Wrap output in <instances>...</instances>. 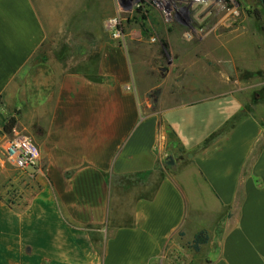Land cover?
<instances>
[{
    "label": "crops",
    "instance_id": "crops-1",
    "mask_svg": "<svg viewBox=\"0 0 264 264\" xmlns=\"http://www.w3.org/2000/svg\"><path fill=\"white\" fill-rule=\"evenodd\" d=\"M112 8L0 0V114H16L42 169L24 209L0 199V264H173L202 229V264H264V119L233 120L244 105L229 80L243 38L108 36L94 81L89 59L78 68L62 45L94 43ZM127 209L129 222L114 216ZM90 233L109 236L104 256Z\"/></svg>",
    "mask_w": 264,
    "mask_h": 264
},
{
    "label": "rangeland",
    "instance_id": "rangeland-1",
    "mask_svg": "<svg viewBox=\"0 0 264 264\" xmlns=\"http://www.w3.org/2000/svg\"><path fill=\"white\" fill-rule=\"evenodd\" d=\"M115 1L116 3L117 1L119 2V0ZM257 2L259 0H207L204 3H195L190 0L187 5L188 12L185 17L181 20L174 19L171 21H166L157 10L151 7L147 8L146 12H143L132 10L127 6L122 10L121 14L124 18L127 35L137 29L141 31L142 35L150 39L151 37H162V32L165 33L166 31H172L178 28L184 35L191 32L193 36H241L243 40L239 48L244 50L239 51L240 59H237L240 63L238 73L234 72L229 76V80L232 82L238 80L239 85H241V89L233 94L243 103L244 110L239 112L233 120L248 114L264 119V11L261 10ZM103 11V25L97 18L95 19V29L99 37L96 38V45L90 42L86 44L75 43L62 45V52L65 51L69 54L72 57V60H70L72 64H79V68L84 69L86 66L84 61L89 51H93L96 46L101 49L102 44L100 41L102 39L106 40L109 36L111 40H115L106 27V21L109 17L116 14V9L112 8L110 11H106L105 9ZM255 11L259 13V18ZM143 14L147 15L146 19L143 18ZM142 24H145V27ZM82 31L83 29L80 28L79 36L83 35ZM78 39L81 38L78 37ZM167 49L168 47H166ZM160 50L162 57L160 58V63L156 61L155 66H162L167 70L171 56L166 54L163 47ZM161 80L162 77L160 76L158 81ZM220 81L221 77L218 76V82L220 83ZM168 83L170 84L171 81ZM150 97L153 99L154 95L150 94ZM11 115L13 114H0V141H2L3 135L5 134L1 132L2 125L5 119ZM4 166L0 192L6 197H17L20 193H24L28 197L31 194V188L29 186L34 183V180L20 169H16L7 163ZM9 190H15L16 193L10 195L8 194ZM116 215L120 217L119 220L124 222H129L131 219L128 209L118 211L114 216L117 217ZM181 245L184 246V250L173 253L175 256L172 258L173 264H188L189 261L193 260L191 264H202L206 250L203 251L202 249L200 252H195L190 247L188 248L186 243L182 242ZM163 259L164 264H166L168 258L164 257Z\"/></svg>",
    "mask_w": 264,
    "mask_h": 264
},
{
    "label": "built area",
    "instance_id": "built-area-1",
    "mask_svg": "<svg viewBox=\"0 0 264 264\" xmlns=\"http://www.w3.org/2000/svg\"><path fill=\"white\" fill-rule=\"evenodd\" d=\"M190 0H119V11L109 17L106 21V27L111 33L113 39L124 42L127 34L125 31L124 18L122 10L129 7L132 10L146 12L151 7L157 10L166 21L174 19L181 20L188 12V2ZM207 0H191L195 3H204ZM192 37V33L186 34ZM151 40L156 41L155 37ZM41 152L38 144L28 134L22 132H13L4 134L0 141V160L13 166L16 169L25 171L30 177H36L42 172L40 167Z\"/></svg>",
    "mask_w": 264,
    "mask_h": 264
},
{
    "label": "trees",
    "instance_id": "trees-1",
    "mask_svg": "<svg viewBox=\"0 0 264 264\" xmlns=\"http://www.w3.org/2000/svg\"><path fill=\"white\" fill-rule=\"evenodd\" d=\"M258 5L261 7V10L264 11V4L262 3V0H259V2H257ZM258 18H259V13H257V11H255ZM144 19L147 18L146 14L142 15ZM143 27H145V24H142ZM96 38L93 44L97 43L96 42ZM163 45L165 47H167V42L165 40H162ZM91 43V42H90ZM96 45V44H95ZM100 57H101V50L98 48V46H96V48L93 51H89L88 55L86 56V58L89 59L90 61V66H88V68L93 67V70L89 73H85L84 75H86V77H88L91 80L94 81H101L102 77L99 75V71H98V67H99V61H100ZM65 59V58H64ZM79 68V67H78ZM87 67H84V69H86ZM82 69V68H80ZM73 72L78 71V69L72 68ZM0 103H1V98H0ZM18 119L16 117V114L11 115L10 117H8L7 119H5L3 125H2V131L3 133L6 134H12L14 132V129L17 125ZM30 177V176H29ZM31 179H35L34 177H30ZM2 181V179H1ZM1 181H0V185H1ZM36 185V183L34 182L33 184H30V188L32 190V193L26 197V195L24 193H20V195H17V197H6L5 195H3L0 192V199L6 201L11 207L15 208L16 210H21L24 209L28 203H29V198L36 192V188H34ZM6 186V185H3ZM15 194L16 191L15 190H9L8 194ZM106 193H108V188H106ZM66 219L73 225L80 227L81 225H78L74 222H72L71 220H69V218L66 216ZM107 237H103V236H98L94 233H90V239L92 244L94 245L95 249L102 255L104 256V243L105 240L108 238ZM209 233L206 229H202L200 231H198L192 241V243L190 244V246L193 248V250L195 252H200L202 249V246L204 244H206L209 241Z\"/></svg>",
    "mask_w": 264,
    "mask_h": 264
},
{
    "label": "water",
    "instance_id": "water-1",
    "mask_svg": "<svg viewBox=\"0 0 264 264\" xmlns=\"http://www.w3.org/2000/svg\"><path fill=\"white\" fill-rule=\"evenodd\" d=\"M262 3L264 4V0H262ZM168 164H174V159L172 156H170V159L168 161Z\"/></svg>",
    "mask_w": 264,
    "mask_h": 264
}]
</instances>
